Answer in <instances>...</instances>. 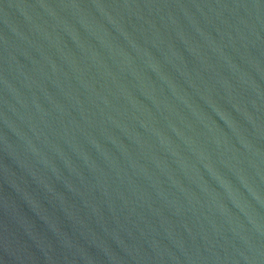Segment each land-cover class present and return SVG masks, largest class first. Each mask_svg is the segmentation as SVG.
<instances>
[{"label": "water", "instance_id": "95a60500", "mask_svg": "<svg viewBox=\"0 0 264 264\" xmlns=\"http://www.w3.org/2000/svg\"><path fill=\"white\" fill-rule=\"evenodd\" d=\"M0 264H264V0H0Z\"/></svg>", "mask_w": 264, "mask_h": 264}]
</instances>
